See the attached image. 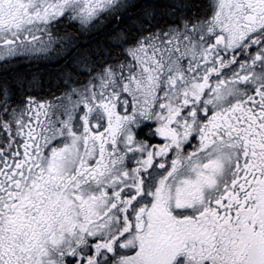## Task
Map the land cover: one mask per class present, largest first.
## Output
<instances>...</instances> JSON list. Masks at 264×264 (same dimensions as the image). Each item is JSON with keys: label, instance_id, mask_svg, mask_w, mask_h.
I'll return each mask as SVG.
<instances>
[{"label": "snow or ice", "instance_id": "snow-or-ice-1", "mask_svg": "<svg viewBox=\"0 0 264 264\" xmlns=\"http://www.w3.org/2000/svg\"><path fill=\"white\" fill-rule=\"evenodd\" d=\"M0 264H264V0H0Z\"/></svg>", "mask_w": 264, "mask_h": 264}]
</instances>
